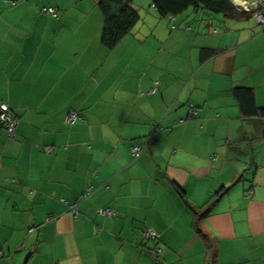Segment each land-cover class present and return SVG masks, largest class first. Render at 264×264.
I'll return each instance as SVG.
<instances>
[{
	"label": "crops",
	"instance_id": "0c3cea01",
	"mask_svg": "<svg viewBox=\"0 0 264 264\" xmlns=\"http://www.w3.org/2000/svg\"><path fill=\"white\" fill-rule=\"evenodd\" d=\"M99 1L0 0V103L18 119L0 129V264H264V117L233 94L264 108L261 26L133 0L141 19L107 49Z\"/></svg>",
	"mask_w": 264,
	"mask_h": 264
},
{
	"label": "trees",
	"instance_id": "16d2710c",
	"mask_svg": "<svg viewBox=\"0 0 264 264\" xmlns=\"http://www.w3.org/2000/svg\"><path fill=\"white\" fill-rule=\"evenodd\" d=\"M132 2L133 0H100L98 2L99 10L103 15L101 43L107 49L115 48L141 19L140 13L134 8ZM151 2L161 16H176L189 8H201L210 13H222L229 18L240 19L253 17L256 12L263 10L259 8L245 11L233 5L231 0H151ZM233 94L243 115L264 117V108L256 105L253 89L235 87ZM195 224L198 228L199 217Z\"/></svg>",
	"mask_w": 264,
	"mask_h": 264
},
{
	"label": "built area",
	"instance_id": "2783aa9c",
	"mask_svg": "<svg viewBox=\"0 0 264 264\" xmlns=\"http://www.w3.org/2000/svg\"><path fill=\"white\" fill-rule=\"evenodd\" d=\"M234 2V0H232ZM235 3V2H234ZM263 8V2H260L256 6H249L248 4L241 6L240 9H243L245 11H251L252 9H259ZM42 13L45 15L57 19L59 15V11L55 7H48L43 8ZM170 19L173 18V16H169ZM253 17L256 19L257 23L261 26L262 30L264 31V9L261 11L256 12ZM172 28H176L175 25L172 26ZM155 91V90H154ZM191 115L194 117L196 115V111L194 108L191 109ZM81 115L79 112L72 111L70 112L66 117V122L68 124H74L77 120L81 119ZM18 125V119L12 114L11 108L7 103H0V129L5 130L9 138H13L15 136V131ZM47 152L51 151V148H46ZM144 151L143 147L135 146L133 148V156L139 157L142 152ZM93 187L90 185L87 187L85 194L83 195V198H87L90 193L92 192ZM74 215L77 217L78 212V206L75 204L70 207ZM98 214L104 217L112 218L115 213L112 209L109 208H102L98 210ZM32 231V230H31ZM143 237L145 240H157L156 234L149 229H145L143 232ZM162 251L161 248L158 249L157 253H160ZM2 255V252L0 251V256Z\"/></svg>",
	"mask_w": 264,
	"mask_h": 264
},
{
	"label": "bare ground",
	"instance_id": "6f19581e",
	"mask_svg": "<svg viewBox=\"0 0 264 264\" xmlns=\"http://www.w3.org/2000/svg\"><path fill=\"white\" fill-rule=\"evenodd\" d=\"M235 2H236V3L238 2V3L240 4V2H239L238 0H235Z\"/></svg>",
	"mask_w": 264,
	"mask_h": 264
},
{
	"label": "water",
	"instance_id": "95a60500",
	"mask_svg": "<svg viewBox=\"0 0 264 264\" xmlns=\"http://www.w3.org/2000/svg\"><path fill=\"white\" fill-rule=\"evenodd\" d=\"M233 5H236V4H233ZM236 7L241 8V6H236Z\"/></svg>",
	"mask_w": 264,
	"mask_h": 264
},
{
	"label": "clouds",
	"instance_id": "9594fccd",
	"mask_svg": "<svg viewBox=\"0 0 264 264\" xmlns=\"http://www.w3.org/2000/svg\"><path fill=\"white\" fill-rule=\"evenodd\" d=\"M233 3V2H232Z\"/></svg>",
	"mask_w": 264,
	"mask_h": 264
}]
</instances>
